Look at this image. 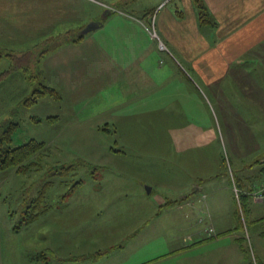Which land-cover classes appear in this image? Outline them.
<instances>
[{
  "label": "rangeland",
  "instance_id": "374dc122",
  "mask_svg": "<svg viewBox=\"0 0 264 264\" xmlns=\"http://www.w3.org/2000/svg\"><path fill=\"white\" fill-rule=\"evenodd\" d=\"M60 1L21 0L17 5L18 14L22 15L20 20L17 19L19 27L10 19L5 24L0 22V30L8 34L0 33L3 45L0 47V133L4 123L14 121L19 123V128L13 144L20 145L32 138L44 140L47 144L45 150L37 152L26 163L0 172V264H45L49 259L56 264L62 262L56 259H82V264H89L90 259H94V264H184L186 259H241V246L235 244L233 235L222 234L219 239L209 237L194 244L193 241L184 243L188 231L180 229L175 210L169 205L181 192H189L186 187L189 184L179 186L175 180L165 184L160 181L164 179L160 177L163 170L166 177L178 180L177 154L166 134L171 121L160 119L157 113L135 118L137 121L124 119L129 116L121 112L129 105L115 103L108 95L111 90L108 69L97 74L96 71L87 73L86 80L78 77L76 88L74 83L67 87L70 97L73 92L76 96L84 95L78 104L68 99L60 102L61 91L48 85L49 81L58 86L62 84L59 80L62 76L59 69L62 68L58 66L56 72L45 73L46 57L67 43L80 41L79 33L84 28L65 30L56 27L62 26L55 8ZM88 1L111 13H128L139 19L145 27L149 26L158 49L159 40L166 45L167 48H160V52L170 53L171 40L165 30L161 33L157 29L156 10L166 5L161 11L164 13L181 0H165L150 10L145 14L150 17L148 23L147 19L128 11L129 7L124 3L131 0H118L117 3H111L113 0ZM160 1L139 0V3L152 6ZM177 8L186 9L187 23L183 26L190 29L189 18L193 14L190 1L182 0V5ZM3 14L0 12V18ZM48 15L55 20L53 25L48 24L51 20ZM34 19L38 23L35 24ZM65 22L69 21H63V24ZM15 27L22 30H14ZM67 31L78 40L54 43L52 37ZM183 33L185 36L177 43L183 44L185 51L192 49L195 52L201 48L195 35ZM6 53L15 54L20 62H15V57ZM160 58L163 63L166 56ZM18 62L20 65L16 66ZM93 77L98 79L96 84H93ZM45 85L55 88L58 95L41 94ZM136 91L146 95L145 89L137 88ZM157 102V98L151 97L148 105ZM78 113L81 119L74 120ZM48 117L54 119L53 122L47 120ZM76 122L80 127L75 130ZM176 122L174 119V124ZM131 128L132 132L127 135ZM164 139L166 144L162 146L159 141ZM110 147L123 150V153ZM186 157L183 155L182 160ZM81 160L88 164L76 173L68 171L63 174L70 162ZM235 163L230 146L220 135L214 146L197 153L195 166L188 165V172L192 174L204 166L212 181L204 188L207 196L201 198L209 206L204 214L208 223L200 224L205 237H208L209 226L213 223L216 232L224 227H234L243 235L249 259H260L264 250V217L253 221L247 214V205L241 210L238 199L233 200L222 185V179L235 185L234 173L241 178L238 171L241 166L239 168ZM259 163L254 167H262L264 160ZM249 168H245L247 172H251ZM80 179L83 182L77 186L75 183L73 192L63 198L70 187L64 181L71 184ZM125 186L128 188L122 190ZM39 196L45 198L40 208L48 206V209L41 212L33 223H22V229L15 230L14 225L20 224L24 211L39 204ZM137 229L139 233L131 236ZM122 242L123 248L116 247Z\"/></svg>",
  "mask_w": 264,
  "mask_h": 264
},
{
  "label": "crops",
  "instance_id": "0c3cea01",
  "mask_svg": "<svg viewBox=\"0 0 264 264\" xmlns=\"http://www.w3.org/2000/svg\"><path fill=\"white\" fill-rule=\"evenodd\" d=\"M19 1L21 0H0V12L4 13L1 16L3 21L0 18V22L5 24L10 19L14 26L20 24L17 23V19L22 17L17 9ZM189 1L193 9L189 18L190 29L183 26L187 23L186 9L177 8L182 5V0L164 13L161 11L166 5L161 3L165 0L152 6L139 3V0L124 3L130 8H127L129 12L147 19V23L150 17L145 14L161 5L156 10L157 29L161 33L165 30L171 40V51L165 55L158 49L149 26L145 27L139 19L127 15L128 13H111L105 7L88 0H61L55 7L57 19L62 25L56 26L57 28L68 30L84 27L95 19H102L103 23L80 41L67 43L54 50L46 57L43 69L45 73H52L56 72L58 66L62 68L59 69L62 73L59 79L62 84L59 85L65 90L46 77L47 83L49 81L48 85L61 91L60 102L68 99L75 104L81 103L84 95L76 96L73 92L70 97L67 87L74 83L76 88L78 77L86 80L87 73L96 71L97 74L108 69L111 89L108 95L115 103L129 105V108L121 112H126L124 114L129 116L123 117L124 119L137 121L135 118L157 113L160 119L171 121L166 134L170 136L177 154L175 162L179 181L166 177L165 170L160 174L165 180L160 178V181L165 184L166 181L175 180V184L179 186L189 184L186 186L189 192H181L169 205V208L173 207L175 210L176 223L180 229L188 231L183 238L184 243L193 241L194 244L209 237L219 239L222 234H227L233 235L235 244L240 247L243 235L232 226L216 232V225L213 223L209 226L208 237L203 235L200 223L206 221L204 214L209 206L201 198L207 196L204 188L212 181L206 175L204 166L200 170L195 167L198 172L192 174L191 171L188 172V165L195 166L197 153L214 146V141L219 142L221 135L223 142L230 146L234 154L236 166H241L238 169L241 172V188L238 189L240 193H244L248 216L253 221L264 217V202L257 201L251 194L264 183V164L260 168L254 167L264 160H260L264 156V0H201L206 7L205 20L201 14V1ZM115 2L119 1H111ZM105 11L108 13L103 16ZM47 18L50 20L52 16L48 15ZM63 21L69 22L63 24ZM34 22L38 23L37 19ZM45 22L47 23L46 19ZM54 22L51 19L48 24L53 25ZM28 29L31 31L30 27ZM183 32L195 35L201 48L195 52L192 49L185 51L183 44L177 43L185 36ZM0 33L6 34L1 30ZM160 56H166L163 63ZM91 79L96 84L98 79ZM137 88L145 89L146 95L138 93ZM151 97L157 98L158 102L148 105ZM75 119H81L79 113L74 115ZM79 127V122L73 126L75 130ZM132 130L133 128L126 134L130 135ZM159 142L165 146L166 139ZM183 155L187 156L184 160ZM247 166H250L251 172L246 171ZM222 181L223 188L231 194L233 200L238 199L235 186L227 179ZM127 188L125 186L122 190ZM207 223L206 221L204 224ZM139 231L137 229L132 232L131 236ZM129 236L127 235L128 238ZM116 247L123 248V242ZM240 248L241 259H186L184 264H264L263 249L260 259H249L242 246ZM58 260H62L61 264H82V259H56ZM93 260L90 259L89 264H94ZM45 264L56 263L49 259Z\"/></svg>",
  "mask_w": 264,
  "mask_h": 264
},
{
  "label": "trees",
  "instance_id": "16d2710c",
  "mask_svg": "<svg viewBox=\"0 0 264 264\" xmlns=\"http://www.w3.org/2000/svg\"><path fill=\"white\" fill-rule=\"evenodd\" d=\"M200 8H201L202 18L205 20L206 19V17H205V8L206 7L202 4V1L200 2ZM52 38L54 40V43L71 42V41H74L77 39V38L73 39V36H71V32H68V31L64 32L62 34L56 35L55 37H52ZM80 38H82V36L78 37V39H80ZM9 54L10 53H6V55H9ZM26 54H28V53H25V55ZM10 55L12 57H15V58H13V59H15V62L16 61L20 62V58H17L15 56V54H10ZM19 62L16 63V66L20 65ZM13 67L15 68L14 65H13ZM40 93L41 94L50 93L53 96L58 95L55 88L47 86V85H45V87L42 89V91H40ZM46 119L51 121V122H53V120H54L51 118H50L51 119L50 120L49 117ZM18 128H19L18 122L11 121L8 123H4L3 129L0 133V172L7 170L9 168L16 167L18 165L20 166L21 164L26 163L28 160L32 159L31 157H33V155H35L37 152H40V151L46 149V145H47L46 142L44 140L40 141L36 138H32V139L28 140L27 142L22 143L20 145L13 144L14 134L17 133L16 130ZM113 150L123 153L122 150L121 151L116 150V148H114V147H113ZM87 164H88V162L84 161V160L70 162L69 166L65 167L63 174L64 175L67 174L68 171H73V172L75 171L74 173H76V172H78V169L85 167ZM263 171H264V166H263ZM232 175H233V179L235 181L234 186H236L237 188H241L239 175L235 174V173ZM64 182H66L65 184L68 183V185L70 186L68 191L63 194V196H64L63 198H66L71 193V191L74 190L75 183L77 186L78 184L83 182V179L77 180V182L75 180L71 184H69L68 180H65ZM40 196H43V195H40ZM40 196L38 197V201H39L38 203L39 204L36 205L35 208L26 209L24 211L22 219H20V224L16 223L14 225L15 230H17V231L21 230L22 229L21 228L22 223H30V224L33 223L41 215V212H43L44 210L46 211V209H48V206L44 207V208H40L41 204L45 201V198H42ZM238 199H240L238 201L241 203L242 209H245L246 203H245V199H244V193L243 194L239 193ZM62 203H64V200L62 201ZM28 210H30L31 212H28ZM27 212L29 213V215H27ZM245 214H246V212H245ZM243 243H244V238L241 239L240 244H241L243 250L246 252V247L243 245ZM94 256L96 257V255H94Z\"/></svg>",
  "mask_w": 264,
  "mask_h": 264
},
{
  "label": "built area",
  "instance_id": "2783aa9c",
  "mask_svg": "<svg viewBox=\"0 0 264 264\" xmlns=\"http://www.w3.org/2000/svg\"><path fill=\"white\" fill-rule=\"evenodd\" d=\"M159 46L161 49H166V45L164 44L163 41L159 40ZM235 193H236V196L237 198L239 197V193H240V190L235 186ZM254 198L257 200V201H261V202H264V183L263 185L261 186L260 189L256 190V191H253L251 193Z\"/></svg>",
  "mask_w": 264,
  "mask_h": 264
},
{
  "label": "water",
  "instance_id": "95a60500",
  "mask_svg": "<svg viewBox=\"0 0 264 264\" xmlns=\"http://www.w3.org/2000/svg\"><path fill=\"white\" fill-rule=\"evenodd\" d=\"M109 11V10H108ZM107 11H105L103 13V16L107 15ZM103 23L102 19H97V20H92L89 23H87L84 28L80 31L79 36H83L93 30H96L97 28H99Z\"/></svg>",
  "mask_w": 264,
  "mask_h": 264
}]
</instances>
